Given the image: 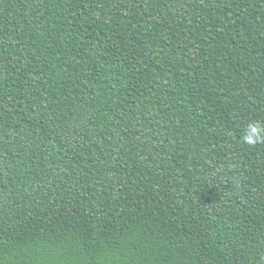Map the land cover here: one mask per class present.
<instances>
[{"label":"trees","instance_id":"trees-1","mask_svg":"<svg viewBox=\"0 0 264 264\" xmlns=\"http://www.w3.org/2000/svg\"><path fill=\"white\" fill-rule=\"evenodd\" d=\"M0 264H264V0H0Z\"/></svg>","mask_w":264,"mask_h":264},{"label":"clouds","instance_id":"clouds-1","mask_svg":"<svg viewBox=\"0 0 264 264\" xmlns=\"http://www.w3.org/2000/svg\"><path fill=\"white\" fill-rule=\"evenodd\" d=\"M260 132V129L257 128L255 125H250V132L249 134L244 138L245 141L249 144L255 143L256 139L258 137V133Z\"/></svg>","mask_w":264,"mask_h":264}]
</instances>
